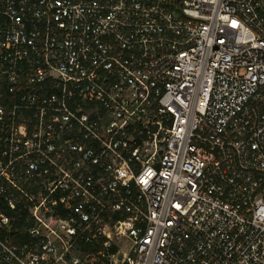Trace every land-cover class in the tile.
Segmentation results:
<instances>
[{
    "label": "built area",
    "instance_id": "built-area-1",
    "mask_svg": "<svg viewBox=\"0 0 264 264\" xmlns=\"http://www.w3.org/2000/svg\"><path fill=\"white\" fill-rule=\"evenodd\" d=\"M0 264H264V0H0Z\"/></svg>",
    "mask_w": 264,
    "mask_h": 264
}]
</instances>
